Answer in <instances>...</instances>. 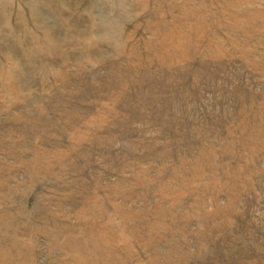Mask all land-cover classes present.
Instances as JSON below:
<instances>
[{
	"label": "rangeland",
	"instance_id": "1",
	"mask_svg": "<svg viewBox=\"0 0 264 264\" xmlns=\"http://www.w3.org/2000/svg\"><path fill=\"white\" fill-rule=\"evenodd\" d=\"M0 264H264V0H0Z\"/></svg>",
	"mask_w": 264,
	"mask_h": 264
}]
</instances>
